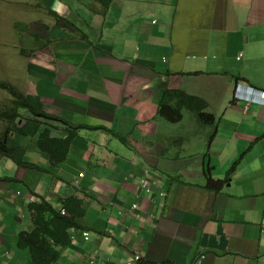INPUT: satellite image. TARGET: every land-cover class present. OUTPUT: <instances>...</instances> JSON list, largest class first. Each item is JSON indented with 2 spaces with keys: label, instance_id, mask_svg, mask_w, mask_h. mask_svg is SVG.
Returning <instances> with one entry per match:
<instances>
[{
  "label": "crops",
  "instance_id": "0c3cea01",
  "mask_svg": "<svg viewBox=\"0 0 264 264\" xmlns=\"http://www.w3.org/2000/svg\"><path fill=\"white\" fill-rule=\"evenodd\" d=\"M50 7L58 16L33 30L49 40L39 38L24 92L82 127L61 161L36 144L41 121L10 137L0 164V264H29L16 238L37 195L57 208L74 196L84 209L54 264H120L134 253L135 264H264V102L235 95L237 84L264 90V0ZM165 89L198 98L214 126L197 121L192 101L177 121L160 115ZM208 178L220 186L207 188Z\"/></svg>",
  "mask_w": 264,
  "mask_h": 264
},
{
  "label": "trees",
  "instance_id": "16d2710c",
  "mask_svg": "<svg viewBox=\"0 0 264 264\" xmlns=\"http://www.w3.org/2000/svg\"><path fill=\"white\" fill-rule=\"evenodd\" d=\"M50 11L52 14L57 15L55 11ZM15 27L21 30H28L27 24L18 21L15 22ZM31 35L36 38L40 37L36 33H31ZM80 36L83 39H87L86 35L82 32ZM46 40L48 41L49 39L46 38ZM0 84L13 95V99L3 111L2 116L8 122H12L22 115L19 110H25L28 112L27 117L30 120L41 121L43 124H46L37 136L36 144L51 159L55 161L63 160L68 152L71 140L82 126L69 123L59 116L35 106L25 92L16 86L5 81L0 82ZM170 101H173V106L170 105ZM190 101L195 102V104L200 102L198 98L187 95L180 90L165 89L159 102L158 112L170 121H177L181 118V109L185 107L190 108ZM196 106L195 118L197 121L214 126L213 114L201 111L200 109L203 108L201 103ZM60 127L65 131V135L51 136V132ZM10 131L6 127L0 135L1 155L9 154L7 145ZM212 135L209 136V140ZM234 166L235 163L231 166L229 172L234 169ZM205 186L216 189L220 184L208 178ZM36 197L37 199L27 204L30 214V225L27 229H22L18 232L16 245L27 251L29 264H54L60 256L61 249L71 242L70 230L81 227L78 223V218L84 215V209L81 206V200L74 196L63 198L58 208L43 196L37 195Z\"/></svg>",
  "mask_w": 264,
  "mask_h": 264
},
{
  "label": "rangeland",
  "instance_id": "374dc122",
  "mask_svg": "<svg viewBox=\"0 0 264 264\" xmlns=\"http://www.w3.org/2000/svg\"><path fill=\"white\" fill-rule=\"evenodd\" d=\"M56 1L0 0V82H8L18 89L25 91V69L27 68V64L33 61L35 50L41 43V40L38 38H49L45 34H41L44 36L39 35L40 37L36 38L31 33H34L33 30L35 28L43 25L47 27L46 31L50 28L55 16L51 13L50 6ZM60 2L64 3L65 0H60ZM56 6L62 7L59 2H57ZM58 18L60 19V17ZM17 21L27 24L28 30L17 29L15 27V22ZM12 99V93L0 84V135L6 127L10 129L8 142L11 136H13L14 140V135H17V131L26 129L27 124L30 129L34 128L35 125L33 124L35 122L27 117L28 112L25 110H19L22 115L12 122H8L2 116L3 111ZM1 162L2 155L0 154V164Z\"/></svg>",
  "mask_w": 264,
  "mask_h": 264
},
{
  "label": "built area",
  "instance_id": "2783aa9c",
  "mask_svg": "<svg viewBox=\"0 0 264 264\" xmlns=\"http://www.w3.org/2000/svg\"><path fill=\"white\" fill-rule=\"evenodd\" d=\"M248 88V92L244 93L243 89L244 88ZM235 95L238 98L250 101V100H254L257 102H264V90H257L256 88L250 87V86H244L241 84H237L235 87ZM79 176H82L83 173L79 172L78 173ZM140 187L145 189V190H149V186H148V181L145 177L140 179ZM160 194H162V192H160ZM138 204L136 202L132 203L131 205V209H137ZM139 217V215H137ZM84 238H87V231H83L82 232ZM201 257H204V255H202ZM141 260V256L138 253H134L133 256L131 258H129L128 260L120 263V264H135V262H138ZM95 258H89L88 261L85 264H94L95 263Z\"/></svg>",
  "mask_w": 264,
  "mask_h": 264
}]
</instances>
